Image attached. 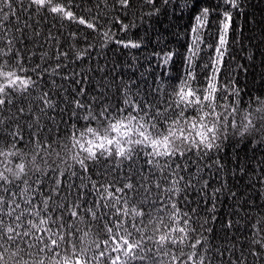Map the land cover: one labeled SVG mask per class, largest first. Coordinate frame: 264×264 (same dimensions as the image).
I'll use <instances>...</instances> for the list:
<instances>
[{
	"label": "snow or ice",
	"instance_id": "obj_1",
	"mask_svg": "<svg viewBox=\"0 0 264 264\" xmlns=\"http://www.w3.org/2000/svg\"><path fill=\"white\" fill-rule=\"evenodd\" d=\"M0 264H264V0H0Z\"/></svg>",
	"mask_w": 264,
	"mask_h": 264
}]
</instances>
